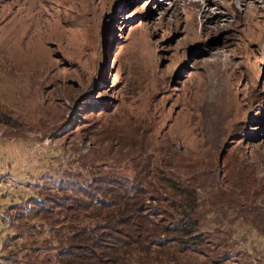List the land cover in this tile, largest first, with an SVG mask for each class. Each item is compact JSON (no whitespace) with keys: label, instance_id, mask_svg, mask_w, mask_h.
<instances>
[{"label":"rangeland","instance_id":"obj_1","mask_svg":"<svg viewBox=\"0 0 264 264\" xmlns=\"http://www.w3.org/2000/svg\"><path fill=\"white\" fill-rule=\"evenodd\" d=\"M0 142L37 172L0 264L89 256L136 181L151 222L106 264H264V0H0ZM180 211L197 252L157 248Z\"/></svg>","mask_w":264,"mask_h":264},{"label":"trees","instance_id":"obj_2","mask_svg":"<svg viewBox=\"0 0 264 264\" xmlns=\"http://www.w3.org/2000/svg\"><path fill=\"white\" fill-rule=\"evenodd\" d=\"M136 183L137 181L135 184ZM130 184L131 186L129 189L127 188L125 197H123L124 195L122 196L123 200L117 201L111 199V201L104 205L102 203L98 204V208L103 206V209L108 211L106 212L102 227L96 228L102 230L104 237L102 238L95 235V238L91 240L92 245L95 247V251L92 250L90 255L87 256L84 251H89V246H69L62 255H59V264H106L107 261L112 260L114 256L118 255L120 250L128 249L141 242L142 237L148 230L147 225L151 222L149 221L150 215H148L147 206L140 201V198H146V192L136 186L134 187V182L133 184L130 182ZM60 186L61 188L64 187L63 185H59V187ZM68 199L69 198L64 199L62 197L60 199H53L50 203L65 212L78 209L74 207L73 201L67 202ZM32 201H30V204H32ZM70 203L71 205H66ZM91 204L93 205V203ZM34 205H38L37 201H35ZM183 208L182 206L180 207V209ZM43 211V207H39L38 211H31L29 213H31V215H38L43 213ZM183 212L180 211L182 218L179 221L175 217L170 218L169 222L170 225H172L170 228L167 226L168 224L163 227H158L159 225L156 226L154 224L156 231L160 233L155 234L156 240L163 239V241L157 244V248L164 249L168 243L164 238L169 239L166 237V234H173V236L170 237V241L176 251L181 254L197 252L196 246L198 245L199 238L194 235L191 224L187 223L189 213L186 212L184 214ZM183 217L185 218L184 220ZM77 237L78 235L76 234L74 237H69L68 240L72 241L73 238L76 239ZM96 248L101 249L97 251Z\"/></svg>","mask_w":264,"mask_h":264},{"label":"crops","instance_id":"obj_3","mask_svg":"<svg viewBox=\"0 0 264 264\" xmlns=\"http://www.w3.org/2000/svg\"><path fill=\"white\" fill-rule=\"evenodd\" d=\"M0 142V172L4 175V180L8 182L7 192L0 199V210H4L11 215V222L8 227L0 225V238L14 231V224L18 218L17 210L25 207L24 203L32 201L33 193L29 191L28 182L37 177V172L33 169L27 178L26 168H23V162L13 160L14 148L11 144ZM19 154V152H18ZM22 155V154H21ZM21 155H18L21 157ZM27 163V162H26ZM25 163V166L27 164ZM33 174V175H32Z\"/></svg>","mask_w":264,"mask_h":264},{"label":"built area","instance_id":"obj_4","mask_svg":"<svg viewBox=\"0 0 264 264\" xmlns=\"http://www.w3.org/2000/svg\"><path fill=\"white\" fill-rule=\"evenodd\" d=\"M3 173L0 172V199L1 197L7 192V188L9 187V184L7 181L4 180ZM11 222V215L4 211L0 210V225L4 228L8 227ZM1 243V238H0Z\"/></svg>","mask_w":264,"mask_h":264},{"label":"bare ground","instance_id":"obj_5","mask_svg":"<svg viewBox=\"0 0 264 264\" xmlns=\"http://www.w3.org/2000/svg\"><path fill=\"white\" fill-rule=\"evenodd\" d=\"M9 25V24H8ZM9 26H12L13 27V30H16V29H20L21 30V32L22 33H25L26 32V28H27V26H25V24L22 22V19H14L11 23H10V25ZM19 35H21V34H19ZM37 38H41L40 37V33H38L37 34ZM37 38H34L35 39V41H36V39ZM42 39V38H41ZM38 40V39H37ZM39 41V40H38ZM40 42V41H39ZM38 44H40V43H38Z\"/></svg>","mask_w":264,"mask_h":264}]
</instances>
